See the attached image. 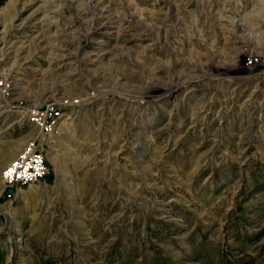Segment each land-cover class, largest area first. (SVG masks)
Returning a JSON list of instances; mask_svg holds the SVG:
<instances>
[{
  "label": "rangeland",
  "instance_id": "rangeland-1",
  "mask_svg": "<svg viewBox=\"0 0 264 264\" xmlns=\"http://www.w3.org/2000/svg\"><path fill=\"white\" fill-rule=\"evenodd\" d=\"M0 264H264V0H0Z\"/></svg>",
  "mask_w": 264,
  "mask_h": 264
},
{
  "label": "built area",
  "instance_id": "built-area-1",
  "mask_svg": "<svg viewBox=\"0 0 264 264\" xmlns=\"http://www.w3.org/2000/svg\"><path fill=\"white\" fill-rule=\"evenodd\" d=\"M30 115L43 130L49 132L56 124L61 112L60 108L51 103L31 110ZM47 173L46 155L42 148L33 143L6 165L3 178L7 186L15 187L38 182Z\"/></svg>",
  "mask_w": 264,
  "mask_h": 264
}]
</instances>
